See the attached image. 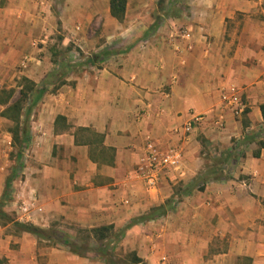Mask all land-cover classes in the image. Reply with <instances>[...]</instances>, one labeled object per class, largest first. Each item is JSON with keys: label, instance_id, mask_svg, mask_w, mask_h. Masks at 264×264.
Returning a JSON list of instances; mask_svg holds the SVG:
<instances>
[{"label": "crops", "instance_id": "crops-1", "mask_svg": "<svg viewBox=\"0 0 264 264\" xmlns=\"http://www.w3.org/2000/svg\"><path fill=\"white\" fill-rule=\"evenodd\" d=\"M157 7L126 0L117 21L109 0H0V74L43 90L2 211L42 230L122 231L113 260L122 249L135 264H264V0ZM230 85L243 104L235 118L221 110ZM189 114L203 121L180 144V164L147 189L144 143L179 145L174 130ZM0 141L10 148L11 134ZM5 238L0 257L14 239L20 264H106L28 233Z\"/></svg>", "mask_w": 264, "mask_h": 264}, {"label": "trees", "instance_id": "trees-1", "mask_svg": "<svg viewBox=\"0 0 264 264\" xmlns=\"http://www.w3.org/2000/svg\"><path fill=\"white\" fill-rule=\"evenodd\" d=\"M165 0H157V4L161 5ZM178 0H173L177 2ZM126 0H109V14L112 18L117 21H120L124 14ZM24 84L17 91V98L10 102L13 92L0 90V105L5 106L1 111V115L4 118L10 119L13 123V132L11 133L12 140L16 146L15 150V160L16 162L20 160L21 153L24 148L25 143L28 139V127L27 119L30 114L31 108L34 106L36 101L40 98L43 90H37L33 86L31 87V82L25 78H21ZM27 99L29 101L27 102ZM27 102V103H26ZM22 103V105H21ZM23 109V110H22ZM23 111L22 121L20 123L19 118L21 117L20 112ZM260 115L262 122L264 124V104L259 106ZM258 149L264 147V143L259 142L257 145ZM255 153L254 155H256ZM16 168H12L11 175L6 177L4 181L3 191L0 196V222L2 224H11L18 233H28L35 237L36 239L45 240L51 242L54 245L63 247L66 251L77 256H86V255H97L103 258L106 264H115L114 260L111 257V251L114 245L117 243L118 238H120L122 231L117 232V234H110L111 227L103 226L90 230L88 233L84 232V238L81 243L76 244L74 240H69L68 236L65 234H60L55 230H42L33 226L32 224L27 223H18L12 220L2 211L3 202L7 199V192L9 189V182L11 181ZM161 207L153 209L150 215L141 217L138 220H145L152 217L156 211H160ZM53 231V232H51ZM55 234L52 236L51 234ZM126 258L128 259V264H135L139 262V259L133 253H127ZM126 260V259H124Z\"/></svg>", "mask_w": 264, "mask_h": 264}, {"label": "built area", "instance_id": "built-area-1", "mask_svg": "<svg viewBox=\"0 0 264 264\" xmlns=\"http://www.w3.org/2000/svg\"><path fill=\"white\" fill-rule=\"evenodd\" d=\"M179 37L188 42L190 34L186 29L178 30ZM222 114L227 113L232 118L237 117L243 110L238 90L230 85L221 90ZM203 121L202 115L189 114V118L178 129L174 130L175 135H180L179 145L162 147L158 143L148 139L142 147V159L137 166V174L147 189H154L158 183L159 176L167 171L178 167L182 159V147L197 123ZM216 130L224 127V118L221 116L213 120Z\"/></svg>", "mask_w": 264, "mask_h": 264}, {"label": "rangeland", "instance_id": "rangeland-1", "mask_svg": "<svg viewBox=\"0 0 264 264\" xmlns=\"http://www.w3.org/2000/svg\"><path fill=\"white\" fill-rule=\"evenodd\" d=\"M153 1H157V0H153ZM180 1L182 2L183 6H185V3L188 0H180ZM167 2H173V0H165L164 3H162L161 5H158L157 9L155 10V14H157V13L160 14V15L164 14V13L175 14V10H170L169 8L164 10V5ZM57 53H58V51L56 53L52 54V55L53 56L57 55ZM53 56H52V58H53ZM11 75L12 74H5V75H3V74L1 75L0 74V90H5V91H9L10 90L11 92H13V96H12V98L10 100V102H13L18 96L17 95L18 89L24 84V82L21 79V78H24V77L20 76L19 74H15L14 76H11ZM26 80H28V79H26ZM29 82H31V81H29ZM31 84H32L31 87L34 86L33 82H31ZM21 105H22V103H21ZM4 108H5V106L0 105V140H2V139L6 140V136L10 135L11 134L10 132L14 131L13 130L12 121L10 119L4 118L1 115V111ZM31 114H32V112L29 114V116ZM20 115H21V117L19 118V121L21 123L23 111L20 112ZM29 116H28V119H27L28 130L31 127ZM3 134L5 135L4 138L1 136ZM9 147L10 148H8L6 146V144L3 145L2 142L0 141V164L1 165L5 164L3 174H6L5 175L6 177L11 175L12 168H16L15 171L18 172L19 171L18 166L20 167L21 164H25V162H27V160H29V157L27 158L25 156L26 152L23 149L22 153H21L20 160L16 162L15 155H14L15 154V150H16V146H15L13 140H12V137H11V141H10ZM15 171H14V173H12L13 176L16 173ZM10 208L12 209L13 207H10ZM10 218L15 221L14 216H10ZM60 226H61L60 224L52 223V227L56 229L55 230L56 232H58L60 234H65L66 236H68L69 240L70 239L74 240V242L76 244L81 243L80 241H82V239L84 238V235H85L84 232H80L79 231V232H76V233H70V231L67 230V227H62V226L60 227ZM58 227H60V228H58ZM69 229H70V227H69ZM51 232H53V231H51ZM10 235L17 238V235H19V233L14 227H12L11 224H2V222H0V237H1L2 241H3V237H6L5 238V242H7V240H9L8 236H10ZM51 235L55 236V234H53V233ZM13 241H14V239H11L10 242L8 243V249L11 252V257H8V258L0 257V264H20L19 263V260H20L19 257H17V255L13 254V251L17 252L19 245H18V243H15V242L13 243ZM59 250H61V249H59ZM114 254L115 255H114L113 258H114V262L116 264H128V262H127L128 259L126 258V254H125V252L122 251V249L121 250L117 249L116 251H114ZM124 259H126V260H124ZM36 260H37L38 264H44L42 255L38 256Z\"/></svg>", "mask_w": 264, "mask_h": 264}]
</instances>
